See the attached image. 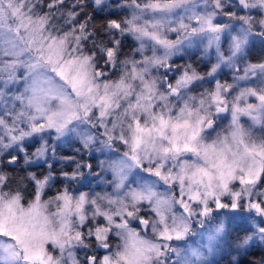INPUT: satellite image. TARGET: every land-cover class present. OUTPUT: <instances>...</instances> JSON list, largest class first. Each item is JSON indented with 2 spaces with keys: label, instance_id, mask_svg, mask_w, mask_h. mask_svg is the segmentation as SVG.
Here are the masks:
<instances>
[{
  "label": "snow or ice",
  "instance_id": "1",
  "mask_svg": "<svg viewBox=\"0 0 264 264\" xmlns=\"http://www.w3.org/2000/svg\"><path fill=\"white\" fill-rule=\"evenodd\" d=\"M262 13L264 0H0V264H152L169 247L129 227L136 210L74 187L84 169L103 174L92 162L33 170L56 158L50 135L115 153L99 164L117 189L134 168L175 189L129 193L152 205L162 241L214 209L248 222L237 249L264 241V55L249 58ZM194 47L216 57L203 74L177 62Z\"/></svg>",
  "mask_w": 264,
  "mask_h": 264
},
{
  "label": "clouds",
  "instance_id": "2",
  "mask_svg": "<svg viewBox=\"0 0 264 264\" xmlns=\"http://www.w3.org/2000/svg\"><path fill=\"white\" fill-rule=\"evenodd\" d=\"M93 8L95 5L93 4ZM250 25L255 28L264 30V13H262L259 19L253 17L250 21ZM239 30V25H234ZM235 35V33H232ZM256 43L261 45V42L256 40ZM182 59L177 57V62L183 60V63H190L197 69L203 71L201 65H207L216 62L214 54H210L205 57L202 48L194 47L186 49L182 53ZM195 57V59H193ZM227 71V69H225ZM171 75V74H170ZM222 75V73H221ZM47 139L51 140V143L56 145V158L52 159L48 157L41 159L35 164L37 165L36 171H45L49 164H59V170L68 168L69 166L75 167L73 160H79L81 163L92 162L98 172L103 174L99 177L94 175H88V170L84 169L83 175H78L77 184L74 187H80V190L87 192L92 199L107 198L116 201L111 206L108 204L107 199H98V203H101L105 208H120L123 210L124 204L127 207L136 210V215L129 218V227L134 231L142 233L144 239L151 240L153 243L165 244L168 243L169 247L166 249L164 257H153L152 264H233V256L235 255L239 260V264H242L241 257L245 254L243 248L237 249V245L241 244L245 235L251 236V233H246L245 228L248 227V222L242 220L239 216L235 218L231 213L225 210L217 211L213 206V213L208 217H200L198 215L193 216L190 220V231L185 235L183 240L166 242L159 238V232L162 230V226L158 223L159 218L153 213L152 205L144 202L143 204H136L131 200L129 193L134 190H140L144 184H151L154 189L162 194L171 195L175 189L163 184L158 178L149 174L145 170L133 169L129 173V178L126 186L117 189L116 181L112 173L106 169V165L101 167L99 162L101 160H107L109 157L115 155V153L108 152L101 149L99 152H93L92 155H88V150L83 149L82 145L72 136H68L64 139L57 140L54 136L50 135ZM94 147H101L99 143ZM80 148L81 151L77 153L75 149ZM65 150H68V154H65ZM72 157V160L64 159V157ZM82 158V159H81ZM147 163V161H145ZM43 165V167H39ZM87 179H84V176ZM123 202V203H121ZM182 212L177 206L176 213L179 215ZM145 216L149 219L150 225L148 230L144 229L143 225H139L137 218ZM169 223L171 221L169 220ZM223 223L225 226V233L218 237L214 241H209V235L214 233L215 226ZM243 224L244 228L240 231L236 230V226ZM256 240V245L264 247V241L253 237ZM124 237L120 236L117 241L119 247L123 246ZM211 245L212 250L209 251ZM253 245L250 241L249 247ZM199 249L203 254L202 259H195L191 256V249ZM179 253V255H177ZM228 257L230 259H225Z\"/></svg>",
  "mask_w": 264,
  "mask_h": 264
},
{
  "label": "trees",
  "instance_id": "3",
  "mask_svg": "<svg viewBox=\"0 0 264 264\" xmlns=\"http://www.w3.org/2000/svg\"><path fill=\"white\" fill-rule=\"evenodd\" d=\"M85 11H87L90 15H93L98 22H102L103 19L109 14L108 11H103V12L97 11L96 12V11L92 10L91 8L85 9ZM100 14H102V15H100ZM250 50L258 52V54H256V57L264 55V47H262V45L260 46V48L252 45V46H250ZM125 51H126V49H125ZM256 57H253V58H256ZM9 171H11V168L9 169ZM243 227H240V224H239L238 226H236V230H238V229L241 230V228H243ZM261 252L262 251L259 250L258 248L251 246V248L248 249L247 252H245V254L241 257L242 264H257V261L260 259L259 254ZM260 264H264V263L261 262Z\"/></svg>",
  "mask_w": 264,
  "mask_h": 264
},
{
  "label": "rangeland",
  "instance_id": "4",
  "mask_svg": "<svg viewBox=\"0 0 264 264\" xmlns=\"http://www.w3.org/2000/svg\"><path fill=\"white\" fill-rule=\"evenodd\" d=\"M89 3H90V0H89ZM92 9V10H94L93 9V7H86V9ZM95 11V10H94ZM105 11H108V10H105ZM97 12V11H96ZM109 13V12H108ZM100 15H102V14H100ZM255 43H256V40H253ZM252 41V42H253ZM256 44H258V43H256ZM251 45V44H250ZM260 45V44H259ZM262 47H264V46H262ZM126 51H127V49H126ZM193 59H195V57H193ZM180 63H183V60H180L179 61ZM254 62V61H253ZM201 68H202V70H207L206 69V65H201ZM222 79H228L229 81H231V75L230 74H228V75H226V76H224V77H222ZM34 150V149H33ZM65 154H68V150H65ZM54 166H55V168H56V170L57 171H59V164L58 163H56V164H54ZM36 168L34 167L33 168V170H35ZM238 226V225H237ZM244 225L243 224H240V227H243ZM244 228V227H243ZM243 228H241V229H243ZM237 231H240V229H238ZM251 246H254V247H256V248H258L259 250H261L262 252L259 254L260 255V259L257 261V264H260L261 262L262 263H264V248H261V247H259L258 245H256V244H253V245H251ZM251 246L248 248V249H250L251 248ZM225 259H230V258H228V257H225Z\"/></svg>",
  "mask_w": 264,
  "mask_h": 264
}]
</instances>
